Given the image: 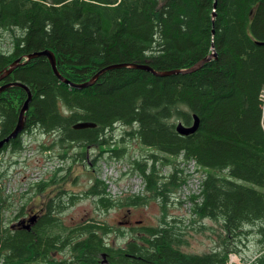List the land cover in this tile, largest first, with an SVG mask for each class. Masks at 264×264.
Masks as SVG:
<instances>
[{
	"label": "trees",
	"instance_id": "16d2710c",
	"mask_svg": "<svg viewBox=\"0 0 264 264\" xmlns=\"http://www.w3.org/2000/svg\"><path fill=\"white\" fill-rule=\"evenodd\" d=\"M5 38L10 48L0 49V71L47 48L59 73L74 82L110 64H148L160 71L189 67L209 55L211 46L216 57L184 74L114 68L79 89L60 81L39 56L0 80V85L21 81L32 94L22 133L0 154L19 153L24 133L36 131L51 139L39 143L40 152L58 148L54 155L63 162L82 160L93 145L112 146L110 151L121 156L125 148L117 147L111 134L121 124L132 128L127 135L166 155L141 154L131 162L148 195L113 199L96 176L83 193L104 210L160 198L158 224L131 228L124 245L108 243L114 229L105 222L65 225L60 214L79 196L63 189L42 203L28 229L23 227L21 221L34 211L32 199L58 184L63 166L31 185L26 194L35 191L26 199L0 190L1 264H229V254L238 251L233 239L253 230L261 249L252 264H264V44L257 43L264 41V0H0V40ZM26 96L18 86L0 93V138L14 128ZM193 115L197 130L179 134L176 123L190 125ZM80 121L96 126L74 129ZM180 154L205 173L201 192L189 197L190 212L220 221L225 233L216 248L201 254L181 250L185 218L164 212L187 178L176 163ZM158 160L170 167L168 174L160 172ZM10 166L0 164V186ZM3 210L12 211L6 222ZM63 252L67 255L56 256Z\"/></svg>",
	"mask_w": 264,
	"mask_h": 264
},
{
	"label": "rangeland",
	"instance_id": "374dc122",
	"mask_svg": "<svg viewBox=\"0 0 264 264\" xmlns=\"http://www.w3.org/2000/svg\"><path fill=\"white\" fill-rule=\"evenodd\" d=\"M17 32V31H16ZM18 33V32H17ZM10 40H0V49L8 50L10 47ZM264 99V92H263ZM177 122V121H176ZM132 128L129 126L117 124L114 129L111 131L112 136L119 140L117 147L125 148V151L121 153V156L114 155L110 151L112 146L104 145L101 148L96 145L89 146L86 148L85 158L82 160L73 161L72 158L67 157L64 160L63 168L58 172L59 177L63 178L58 182V184H51L46 186L43 191L32 199L31 208L34 210L30 212L26 217L38 213L40 206L44 203L49 196L54 195L58 189H63L71 194H76L79 197L74 201V204L69 206L60 217L62 222L67 226H72L77 224L85 219H95L101 222L109 224L114 231L106 236L108 243L113 244L114 246L124 245L131 237V228L156 225L159 222V218L162 215L163 211L160 207V198L155 200L150 199L148 204L139 205L128 209L129 207L114 206L108 210L102 209L98 206L95 198L92 196H84V191L91 185L94 176L98 177L105 182L107 187V192L113 199L119 197H125L126 195H148V192L145 189H142L141 179L139 177V172L132 169L133 159H139L142 156L155 153L159 157H164L166 155L162 154L160 151L153 147H148L142 145L136 138H133L130 135H127L125 131H130ZM124 136L123 140H120ZM32 139V143H30ZM22 141H26L25 149L28 146L34 149L31 154L32 156L26 159L24 164L17 165L12 163L18 158V154L12 153L9 150H5L0 154V164H6L7 162L11 165L9 168L10 171L4 178L5 184L2 183L0 190L5 195H25V199L32 195L35 189L29 191V187L26 191L23 190L25 174L28 170L32 169L34 166L38 165L43 159V152L37 147L41 141H47L50 143L51 139L47 136H43L39 132H26L22 136ZM103 149V151H102ZM78 150V147L75 146L72 151ZM54 153L57 154L60 149L55 148ZM70 151V152H72ZM27 154V152H25ZM180 156L177 158L176 163L179 164L180 168L187 173L186 166H182L178 162ZM94 159H96L94 161ZM157 167L162 174H168L170 167L168 165L161 166L159 165V160L157 162ZM118 178H117V173ZM116 174L115 179L109 180V176ZM51 174L47 175L44 179H49ZM105 175L107 177H105ZM1 179V178H0ZM0 180V184H1ZM129 188L130 192H125L122 190L120 193L119 190ZM135 192H132L134 191ZM137 192V193H136ZM18 197V196H16ZM20 197V196H19ZM23 200V198H22ZM19 203H14L12 209L15 211L19 207ZM28 206V207H29ZM25 209L28 210L29 208ZM129 211V212H128ZM3 219L6 222L8 216H11V210L2 211ZM165 214L167 217L180 216L184 217L185 221L183 224V244L181 245V250L189 254H201L207 251H210L220 243L225 233L223 231L222 223L220 221L213 220L211 218L200 219L198 216H195L190 212V204L184 200V198L178 193V189L172 196L171 200L168 202V205L165 209ZM10 213V214H9ZM127 222H124V220ZM16 222V221H15ZM249 228H244V231ZM118 230L124 231V235L121 236L118 234ZM241 240L238 237L233 239V243L237 244V253L229 254V263L230 264H252L254 263L255 258L259 255L261 245L258 243L259 237L256 235V232L247 234L246 238L241 236ZM67 253L63 252L57 254L58 258L66 256Z\"/></svg>",
	"mask_w": 264,
	"mask_h": 264
},
{
	"label": "water",
	"instance_id": "95a60500",
	"mask_svg": "<svg viewBox=\"0 0 264 264\" xmlns=\"http://www.w3.org/2000/svg\"><path fill=\"white\" fill-rule=\"evenodd\" d=\"M215 7V3H214ZM215 12L213 10L212 17L214 18ZM258 44H264V41H258ZM211 53L201 60L197 61L195 64L185 67V68H176V69H171V70H165V71H160V70H155L148 64H134V63H118V64H110L107 66H104L101 68L99 71H97L92 77H90L88 80L83 81V82H74L69 80L68 78L64 77L61 75L57 69V64H56V58L54 53L50 49H42L38 51H33L29 54L20 56L16 58L8 67L2 69L0 71V80L4 79L6 76H8L18 65H21L27 61H29L32 58L39 57V56H44L49 64L50 67L54 73V75L63 83L69 85L70 87L73 88H84L87 86L92 85L103 73H105L108 70L114 69V68H119V67H131V68H136V69H142L151 72L154 75L157 76H164V75H171V74H184L188 72H192L197 70L198 68L202 67L206 62L210 61V59L216 57L215 51L213 46H211ZM13 86H18L21 87L25 90L26 92V98L22 104V106L19 109L18 113V119L17 122L14 126V128L3 138L0 139V149L3 147L4 144L8 143L10 140L16 138L18 135H20L24 129V123H25V112L28 109L29 102L31 101V91L29 87L21 82V81H9L7 83H4L0 85V93L4 90H6L9 87ZM199 125V119L197 115H193V121L190 125H186L181 121H178L175 125L176 131L181 134V135H189L194 133ZM96 124L94 122H85V121H80L75 124H73L74 129H83V128H92L95 127ZM35 219V215H32L29 217L26 221L24 220L21 223L23 224L24 228H29L30 224L33 223Z\"/></svg>",
	"mask_w": 264,
	"mask_h": 264
},
{
	"label": "built area",
	"instance_id": "2783aa9c",
	"mask_svg": "<svg viewBox=\"0 0 264 264\" xmlns=\"http://www.w3.org/2000/svg\"><path fill=\"white\" fill-rule=\"evenodd\" d=\"M25 152H27V154H25ZM25 152H24V155H28V156L31 155V152H29V150H26ZM45 155L46 157L43 161H41L38 165L34 166L32 169L28 170L27 173L25 174V178L23 180L24 181V184H23L24 191H26L28 186H30L31 184H35L39 182L45 175L51 173L58 167L62 166V163H63L62 160L54 156H50V151H46ZM182 162L184 163L181 164ZM182 162L180 164L183 167L186 166V168L188 169L186 173L187 179L180 186L178 193L184 198L186 202L190 204L191 202L189 200V197L191 195L199 194L202 190L203 180L205 179V173L198 167L196 162L192 159L182 161ZM113 176H116V174H112L111 176H109L108 177L109 180L113 181L115 179V177ZM105 177L107 176L105 175ZM139 177L141 179L142 189H144L145 183L140 175ZM117 178H118V173H117ZM122 190L125 192L131 193V190L129 188H124V189L119 190L120 193H122ZM106 191H108L107 187H106ZM132 192H135V190ZM1 263H2V259L0 260V264Z\"/></svg>",
	"mask_w": 264,
	"mask_h": 264
},
{
	"label": "flooded vegetation",
	"instance_id": "af4514ba",
	"mask_svg": "<svg viewBox=\"0 0 264 264\" xmlns=\"http://www.w3.org/2000/svg\"><path fill=\"white\" fill-rule=\"evenodd\" d=\"M1 138H3V137H1ZM1 138H0V139H1ZM128 212H129V211H128ZM23 221H24V220H22V222H23ZM127 221H128V219H127V220H126V219L124 220V222H127Z\"/></svg>",
	"mask_w": 264,
	"mask_h": 264
}]
</instances>
